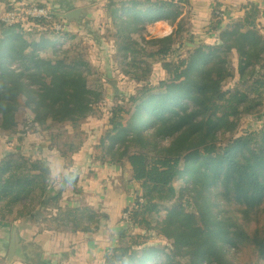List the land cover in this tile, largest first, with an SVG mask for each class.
Instances as JSON below:
<instances>
[{
  "label": "trees",
  "instance_id": "1",
  "mask_svg": "<svg viewBox=\"0 0 264 264\" xmlns=\"http://www.w3.org/2000/svg\"><path fill=\"white\" fill-rule=\"evenodd\" d=\"M3 1L6 13L17 11ZM189 7L190 0H109L103 7L105 37L114 41L111 62L136 92L110 114L98 150L111 165L130 167L141 189L124 212L134 231L107 250L103 264H264L262 12L247 4L244 18L224 25L217 7L211 26L221 32L219 42L181 54L176 45L186 27L178 20ZM29 20L12 26L0 20V136L6 138L19 126L17 105L32 112L36 130L76 129L94 117L104 94L87 86L93 64L68 31L71 24L54 16ZM160 21L177 28L164 42L151 36ZM253 117L258 125L243 129ZM53 149L66 163L61 147ZM51 180L38 158L0 157V226L34 222L43 210L63 228L74 224L69 234H96L98 214L64 205L61 192L50 194ZM0 264H6L1 256Z\"/></svg>",
  "mask_w": 264,
  "mask_h": 264
},
{
  "label": "rangeland",
  "instance_id": "2",
  "mask_svg": "<svg viewBox=\"0 0 264 264\" xmlns=\"http://www.w3.org/2000/svg\"><path fill=\"white\" fill-rule=\"evenodd\" d=\"M12 6H14V9L20 12L33 9V8H43V9H48L51 13V19L54 16L56 18V14H67L69 12L74 11L75 5H73V9H68L64 10L62 9V2L61 0H42L38 2H31V3H20L14 0H8ZM3 0H0V8L2 10L0 11V20L1 18L8 14L5 12L6 7L5 4L3 3ZM35 5H43L41 7L35 6ZM83 9V8H79ZM77 10V9H75ZM87 18V16H86ZM84 19L81 25L74 24V23H69L65 21L70 25L68 28V31L71 32L72 35H78L77 36V43L80 46L81 53L83 52L84 56L87 57L92 65V68H89L86 70L85 75L87 79V86L90 89H95V90H102L104 93L101 95V102L98 104L96 107L95 115L93 118H90L91 122L89 124L88 121L85 123L84 126L78 125L76 129H72L70 125H64L61 127H56L53 128L52 130L49 131H40L38 128L37 130L32 124L33 120V114L30 110L26 108H21L20 105H17V119H18V128L16 132L6 138L4 136H0V157L5 156L7 154H15V153H22L24 156H31L33 157L34 153H30L31 150H33L37 145L39 146H44L46 150H53L50 148H54V146H59L61 147V152H63L66 156V163L65 165H73L75 163L74 156H70L67 153L71 151L70 145L75 144L76 146L82 143V140H88V137L91 135L94 136L95 132L99 133L98 134V145L100 144V138L102 137V131L106 130L108 127H110V124H108V119L110 118V114L114 109H116L119 105H122V100H126V98H129L131 94H134L136 92L135 88V83L132 82L131 80H128L126 78H123L121 75H119L116 71L115 68L111 62L112 55L114 52V41L111 40L110 37H105L107 36V32L110 30L106 29V25H98L95 26H90L87 24V19ZM50 19V20H51ZM58 19V18H57ZM29 20V19H28ZM37 20H44V19H30L28 22H34ZM50 20H44V21H50ZM61 20V19H59ZM63 27L62 25H57L56 26V31L62 30ZM84 32V35L81 34ZM80 35V36H79ZM152 36V35H151ZM153 39L164 42L162 40H159L158 38ZM184 43H179L176 45V49H180L181 54H185L188 52L184 51ZM192 45H194V42H190ZM189 43V44H190ZM207 43V41H199L196 43V45L199 47L200 45ZM197 49H191L189 52L194 51ZM158 74H161V71L158 70ZM121 100V101H120ZM255 120H254V119ZM253 118H248L243 120V129L249 130L252 128H255L258 123L256 122V117ZM1 120V119H0ZM84 128V129H83ZM249 128V129H248ZM239 135H241V130L239 131ZM18 139H23L22 145H18ZM31 142L32 148L29 149V144L27 145L28 142ZM221 148L223 145L220 146ZM53 151L58 153L59 158L63 157L61 154L54 149ZM98 159H105V154H103L101 151H99L97 155ZM46 165L50 167L48 163L43 161ZM104 163V162H103ZM68 166V167H69ZM51 169V167H50ZM52 173V169H51ZM79 172H72V175L69 173H62L58 172V175L56 176V181L60 184H67V189L65 193L66 195L71 196L73 198L72 200H75L77 202H80L79 206H81V209L89 208L93 211H95L100 220V226L99 230L96 234H69V230H71L74 227V224H71L69 228H63L58 222L54 220L53 215L51 214V211H46V213L43 210H38L34 213V222H31V218L19 221L15 224H13L11 227H8L11 230V235L13 232L14 227L16 226L18 229V234L20 236V241L18 243V254L19 258L16 260L14 259L12 264H28L26 262H31V264H41L42 262L40 259L44 257V250H41L38 246L32 245L31 242L25 241L23 238V227H26L22 224H31L33 227L36 226V234L38 233H61L64 236H69L73 235V237L81 236L82 242L83 239L86 242L85 245H92L93 242L95 241L94 239L96 238L95 236L98 235V233L101 231L102 228V223L107 219L108 215H110V212L114 213L115 212V205H118V202H115L114 205L112 203H108L105 201H102L101 194H103L105 191H113V189L109 186L108 188L104 186V179L98 178L96 182H92L90 178H93L94 173H89V179L87 180L84 177V180L80 181L79 183V178L78 174ZM91 174V176H90ZM86 175H88L86 173ZM80 176V175H79ZM82 175L80 176V178ZM74 178V179H73ZM82 179V178H81ZM56 182V184H57ZM71 182V187H69V184ZM126 182L129 183L127 187H131V191H133V187H135V183H132L131 180L126 178ZM60 184H57L60 186ZM132 184V185H131ZM50 191L52 187L54 188V183H52V180L50 181ZM122 186V184H121ZM61 188V186H60ZM109 189V190H108ZM56 191V189H52V191ZM61 192V190L56 191ZM63 203H64V198H63ZM131 207V206H129ZM127 207V208H129ZM126 208V209H127ZM125 212V209L121 210V222L125 224V233L122 234L121 236L127 234L129 232V228L131 231H134V227L132 228L131 226L129 227V218L128 220H123L122 216ZM35 224V225H34ZM22 225V226H21ZM4 227H7L6 225H3ZM0 226V227H3ZM120 236V237H121ZM28 239L34 240L33 237L27 236ZM119 237V238H120ZM88 238V239H87ZM116 238L113 240L115 245L118 242V239ZM156 240V239H155ZM75 241V240H73ZM79 243V242H78ZM158 243V242H156ZM110 249V248H109ZM51 251V249H47ZM8 253L6 252L3 257V261L6 264H10L8 262ZM69 253V252H67ZM50 257L49 259H62L64 258V254L62 253V249L60 247V250H53L52 252L49 253ZM72 255L76 258H78L79 261L82 262L81 259V253L77 249L72 251ZM106 256V255H105ZM45 259L46 256H45Z\"/></svg>",
  "mask_w": 264,
  "mask_h": 264
},
{
  "label": "crops",
  "instance_id": "3",
  "mask_svg": "<svg viewBox=\"0 0 264 264\" xmlns=\"http://www.w3.org/2000/svg\"><path fill=\"white\" fill-rule=\"evenodd\" d=\"M20 3H31L38 2L42 0H14ZM60 1V0H58ZM109 0H61L62 9L68 10L83 8L87 13V24L90 26L106 25L104 16H103V7ZM247 4L256 5L262 12L258 22L261 25L262 31L264 33V0H190V7L186 8L178 20L180 22L182 19L185 22V32L182 37L185 38V43L194 42V46L198 49L196 45L199 41H207L209 45H214L219 42L220 33H215L212 31L211 19L213 11L218 7L222 12V17L224 19V25L231 20L242 19L244 18V10ZM2 8H0V11ZM72 11V10H71ZM223 28V26H222ZM108 30L109 28L106 27ZM176 25H170L168 22L160 21L157 22L154 27L151 29L152 36L158 38L159 40H167L170 35L176 31ZM81 34L84 35V32ZM192 44V43H190ZM189 52V51H188ZM91 122L88 120L89 124ZM84 126V125H83ZM84 129V128H83ZM98 134L95 132L94 136L88 137L85 144L82 148L74 155L75 163L72 167H66L64 159L59 158L58 153L53 150H46L44 146L37 145L33 150L31 142L29 141L30 153L33 154V158H38L42 161L48 163L52 169V183H54V188L56 191L61 190L64 198V205L69 204L70 206H79L80 202L72 200L71 196L66 195L67 184H60L56 181V176L58 172L69 173L72 175L74 171L79 172L78 175L79 183L84 180V177L88 180L89 173H94L93 178H90L92 182H96L98 178L104 179V186L107 188L110 186L113 191H105L101 194L102 201L112 203L118 202V205H115V212H110L107 219L102 223L101 231L98 233L95 241L91 245H85L86 242L81 236L73 237V235L64 236L61 233H38L36 234V226L31 224H22L26 227H23V238L27 242H31L32 245L38 246L41 250H44V257L40 259L41 264H103L104 257L107 253V250L114 244L113 240L119 238L122 234L125 233V224L121 222V210L126 209L129 206H132L136 198V189L133 187H127L129 183L126 182V178L132 181L131 179V168L128 166L120 167L114 166L105 160L98 159L97 155L98 150ZM31 157V156H28ZM104 162V163H103ZM86 173L88 175H86ZM91 176V174H90ZM74 179V178H73ZM60 184L58 186L57 184ZM134 183V182H132ZM122 184V186H121ZM71 182L69 187H71ZM139 185V184H138ZM140 187V186H139ZM52 187V189H54ZM50 191L51 195H54L56 191ZM141 192V190H140ZM21 225V226H22ZM35 225V224H34ZM33 237L34 240L28 239V237ZM88 239V238H87ZM75 240V241H73ZM79 242V243H78ZM11 244V230L8 227H0V256L4 257L6 252H9ZM62 249L64 258L62 259H49V253L53 250ZM51 249V251L47 250ZM77 249L81 253L82 262L78 258L72 255V251ZM69 252V253H67ZM45 256L47 259H45Z\"/></svg>",
  "mask_w": 264,
  "mask_h": 264
},
{
  "label": "water",
  "instance_id": "4",
  "mask_svg": "<svg viewBox=\"0 0 264 264\" xmlns=\"http://www.w3.org/2000/svg\"><path fill=\"white\" fill-rule=\"evenodd\" d=\"M56 18L61 19V20H65L69 23H74V24H78L81 25L83 20L86 18L87 13L85 9H77L74 11H71L67 14H56L55 15ZM196 48L194 45L189 44V43H184V48H183V52L184 51H189L191 49ZM135 187H136V198L140 196V187H139V183L134 182ZM133 228V226H131ZM18 229L15 226L11 235V244H10V248H9V253H8V262L10 264L13 263L14 259L16 260L17 258H19V256H17L18 254V243L20 241V236L18 234ZM25 263L31 264V262H26L24 260Z\"/></svg>",
  "mask_w": 264,
  "mask_h": 264
},
{
  "label": "built area",
  "instance_id": "5",
  "mask_svg": "<svg viewBox=\"0 0 264 264\" xmlns=\"http://www.w3.org/2000/svg\"><path fill=\"white\" fill-rule=\"evenodd\" d=\"M23 19L50 20L51 13L48 9H43V8H33V9H29L23 12L13 11V12H10L4 15L1 18V21L7 26H12V25L18 24ZM129 214H130L129 212L126 214H123L122 216L123 220H128Z\"/></svg>",
  "mask_w": 264,
  "mask_h": 264
}]
</instances>
